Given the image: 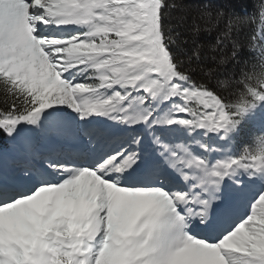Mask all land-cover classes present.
Wrapping results in <instances>:
<instances>
[{"label":"snow or ice","instance_id":"obj_1","mask_svg":"<svg viewBox=\"0 0 264 264\" xmlns=\"http://www.w3.org/2000/svg\"><path fill=\"white\" fill-rule=\"evenodd\" d=\"M0 264H264V0H0Z\"/></svg>","mask_w":264,"mask_h":264}]
</instances>
